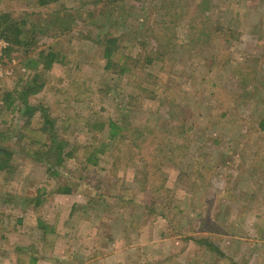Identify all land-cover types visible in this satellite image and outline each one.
Returning <instances> with one entry per match:
<instances>
[{
    "label": "rangeland",
    "instance_id": "obj_1",
    "mask_svg": "<svg viewBox=\"0 0 264 264\" xmlns=\"http://www.w3.org/2000/svg\"><path fill=\"white\" fill-rule=\"evenodd\" d=\"M45 1L0 0L32 40L0 37V264H264V0ZM48 49L59 62L29 63ZM110 118L161 149L167 196ZM46 134L72 157H34Z\"/></svg>",
    "mask_w": 264,
    "mask_h": 264
},
{
    "label": "trees",
    "instance_id": "obj_2",
    "mask_svg": "<svg viewBox=\"0 0 264 264\" xmlns=\"http://www.w3.org/2000/svg\"><path fill=\"white\" fill-rule=\"evenodd\" d=\"M42 3L47 2L45 0H41ZM8 13L3 12L0 13V37L8 40L10 42V44H15V45H20V44H24V46H26L27 48L24 49L25 52L29 51V47H31L32 45V40L29 41L28 36L25 37V29L23 28L24 23H26L25 19H14V18H10V23L6 22V19L8 17ZM10 27V35H8L7 33V28ZM10 36V37H9ZM117 40V37H113L111 39H108L106 41V45L104 46V58L106 59V63H105V67L109 68L110 66H114L115 62L112 58V47L115 44V41ZM114 43V44H113ZM12 46H8L6 47L11 48ZM56 53H54L53 51H51V49H48L45 54L44 51H39L36 59H30L29 63L31 64H39L41 63L44 69H49L53 63L55 62H59L60 59H56L55 57ZM125 70H128V68H122L121 66L119 67V73L123 74L125 72ZM129 72H132V70H128ZM43 86L42 82H38V76L37 75H33L30 78V81L23 87L21 93H20V98L22 101V104H24V108H25V113L27 118H30L33 114V112L35 111V107H33L32 105H30L29 103H27L26 98L27 96L31 95V94H35L36 92H38L41 87ZM12 104V101H10V105ZM52 123V120L50 118L45 117V121L44 124H48L50 125ZM104 123H101L99 125V127H102ZM107 127H108V137L112 140L115 139V137H118L117 135L120 134V132L123 133V137H127L130 139V142L132 144H134V151H132V154L137 155V159L140 160L139 162V167L141 168V170L143 171V179L144 182L142 180L143 183H147L148 179H152L154 181H156V185H155V191L162 193L161 195L167 196L168 193V188L165 187L164 185V177L161 175V173L158 172V162H154L157 159V156H159L161 149H157V147H155L156 149H149V144L144 140V137L142 138L140 136V134L138 133V127L136 125H131V127H133V130H130L127 125L124 126L123 124H118L116 123L113 119H108L107 120ZM259 127L261 130L264 131V118H262L259 121ZM43 127L39 128V131H42ZM46 138L50 139V143L47 141L44 142L40 147H38L34 152H32V155L34 157L40 158L41 155H43V151L45 149L46 146H48L49 144V150L46 149L45 152H52L53 155L55 156V162L57 164H61L64 161V156L65 155H71L72 157V150L71 151H65V149H62V145L61 143L57 140V138L51 134H46ZM136 141L139 143H136ZM56 145V149H54V146ZM103 144L99 145H88L87 148L82 147L85 151H84V161L91 163L92 165L95 164L97 162V152H101L103 150L102 148ZM41 148V149H39ZM149 151V152H148ZM68 152V153H67ZM151 154V155H150ZM11 152L9 151V148L5 147V146H0V168L6 170L9 167V158L11 157ZM150 155V157H148ZM163 158V157H160ZM132 160V159H131ZM130 159H128V161H131ZM160 160V159H159ZM156 165V166H154ZM152 166V171H150V168ZM183 176H185V174H182ZM181 181L185 182L184 179H180ZM70 191V189L68 187H64L62 189V192H68ZM206 245L208 246V248L210 250H215L216 246H214L211 243H206ZM216 251H219L218 247L216 249Z\"/></svg>",
    "mask_w": 264,
    "mask_h": 264
},
{
    "label": "built area",
    "instance_id": "obj_3",
    "mask_svg": "<svg viewBox=\"0 0 264 264\" xmlns=\"http://www.w3.org/2000/svg\"><path fill=\"white\" fill-rule=\"evenodd\" d=\"M7 44L5 42H0V79L9 75L11 70L7 59L3 56V48H6Z\"/></svg>",
    "mask_w": 264,
    "mask_h": 264
}]
</instances>
